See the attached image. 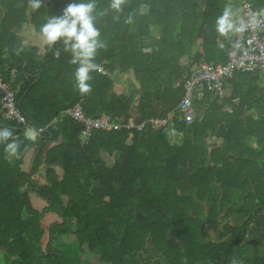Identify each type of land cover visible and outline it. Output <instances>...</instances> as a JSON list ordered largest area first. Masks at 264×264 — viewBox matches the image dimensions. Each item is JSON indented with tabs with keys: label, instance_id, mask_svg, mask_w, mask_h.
Returning <instances> with one entry per match:
<instances>
[{
	"label": "trees",
	"instance_id": "1",
	"mask_svg": "<svg viewBox=\"0 0 264 264\" xmlns=\"http://www.w3.org/2000/svg\"><path fill=\"white\" fill-rule=\"evenodd\" d=\"M244 1L264 11V0ZM69 2L43 0L29 18L27 0H0V76L28 122L0 104V127L20 142L19 158L0 145V264H264L263 75L235 73L223 99L200 88L191 125L177 109L194 62L229 59L234 34L214 22L230 0H124L119 12L94 0L105 47L88 94L61 41L41 54L19 35L31 25L39 36ZM131 71L138 88L114 93ZM77 104L122 128L83 144V126L62 116ZM170 113L174 143L148 124ZM130 120L146 124L127 129Z\"/></svg>",
	"mask_w": 264,
	"mask_h": 264
},
{
	"label": "built area",
	"instance_id": "2",
	"mask_svg": "<svg viewBox=\"0 0 264 264\" xmlns=\"http://www.w3.org/2000/svg\"><path fill=\"white\" fill-rule=\"evenodd\" d=\"M260 13L259 15H255ZM247 24V30L242 34H234V41L229 59L225 65L207 63L203 58L195 65L191 74L186 78L184 96L177 109L182 120L191 125L196 118L194 98L203 86L215 98L226 97L225 83L231 80L235 73L264 75V11H256L244 1L241 16ZM104 73V72H103ZM0 104L5 116L20 126L28 125L25 115L18 108L14 92L8 83L0 76ZM63 117L72 119L83 126L81 134L83 144H87L95 131L120 130L122 126L107 116L92 118L84 114L81 104L75 105L63 112ZM146 123L136 126L132 120L126 125L127 129L142 130ZM148 124L153 130H164L172 143L181 139L182 133L175 128L174 114L165 118H153ZM38 133L45 131L39 128Z\"/></svg>",
	"mask_w": 264,
	"mask_h": 264
},
{
	"label": "clouds",
	"instance_id": "3",
	"mask_svg": "<svg viewBox=\"0 0 264 264\" xmlns=\"http://www.w3.org/2000/svg\"><path fill=\"white\" fill-rule=\"evenodd\" d=\"M123 3L124 0H111L110 7L119 12ZM42 5L43 0H27V7L31 12H37ZM95 8L94 0H71L60 15L47 17L38 31L39 37L49 47L58 40L62 42L64 51L70 54L69 63L76 66L73 78L80 94L91 92V73L98 70L94 59L98 49L105 47L100 30L96 26ZM126 22L131 23V17ZM214 23L215 31L221 37L242 34L247 30V24L237 16L230 4L223 7ZM56 55L59 56V52ZM24 134L29 141L37 140V133L32 128L26 129ZM15 135L13 129L0 127V145H3L8 156L19 158L20 142L14 138Z\"/></svg>",
	"mask_w": 264,
	"mask_h": 264
},
{
	"label": "crops",
	"instance_id": "4",
	"mask_svg": "<svg viewBox=\"0 0 264 264\" xmlns=\"http://www.w3.org/2000/svg\"><path fill=\"white\" fill-rule=\"evenodd\" d=\"M237 3H235V0H230V2H229V4L232 5V7H233V11L236 12L238 17H240L241 16V11H242V8H243L244 0H240L239 4H237ZM32 14H33V12H31V10H29L28 11V17L31 18ZM19 35L23 38L24 44L38 47L39 50H40V53L43 54L44 47L46 46V44L43 42V40L39 36L35 35V31H34L33 26H31V25L25 26V28L23 29L22 32L19 33ZM196 49L201 53V43H197ZM185 62H186V60H185ZM193 62L194 61H192V64H193ZM197 63L198 62H194V65L192 67V71H193V69H194V67H195V65ZM125 77L128 80L130 79L134 83L133 90L138 88V83L134 79L133 72L131 71L128 75L119 76V77H117L115 79L114 85H113V89H112V91L114 93H117V94L123 93V90H124L123 87L125 85H122L121 83L126 79ZM202 92L203 91L201 89H199V92H198L199 95H202ZM228 93H229V90L226 89V95H228ZM124 94H125V92H124Z\"/></svg>",
	"mask_w": 264,
	"mask_h": 264
},
{
	"label": "rangeland",
	"instance_id": "5",
	"mask_svg": "<svg viewBox=\"0 0 264 264\" xmlns=\"http://www.w3.org/2000/svg\"><path fill=\"white\" fill-rule=\"evenodd\" d=\"M238 2V3H237ZM235 3H237V4H239L240 3V0H235ZM0 14H1V12H0ZM263 78L262 79H264V75L262 76ZM126 78V77H125ZM125 81V82H124ZM121 84L122 85H125L123 88H124V90H123V93L125 92V93H129L130 91H132L133 90V86H134V83L129 79H125ZM262 82H264V80H262ZM122 89V88H121ZM106 158V160H107V163L109 164V165H111L112 164V162H113V158H108V157H105ZM211 233H213L214 235H216V233L215 232H213L212 230H209ZM71 238V237H70ZM67 239V238H66ZM95 264H100L99 262H94Z\"/></svg>",
	"mask_w": 264,
	"mask_h": 264
},
{
	"label": "water",
	"instance_id": "6",
	"mask_svg": "<svg viewBox=\"0 0 264 264\" xmlns=\"http://www.w3.org/2000/svg\"><path fill=\"white\" fill-rule=\"evenodd\" d=\"M1 4V8L3 9V11H5V7H4V5L2 4V3H0ZM31 172H32V168H31V170H30V174H31Z\"/></svg>",
	"mask_w": 264,
	"mask_h": 264
}]
</instances>
